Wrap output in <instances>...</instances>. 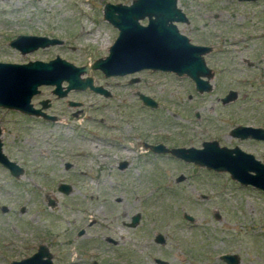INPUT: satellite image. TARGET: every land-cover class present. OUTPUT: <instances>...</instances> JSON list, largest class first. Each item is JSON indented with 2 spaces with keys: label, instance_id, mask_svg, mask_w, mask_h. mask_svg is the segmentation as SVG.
I'll return each instance as SVG.
<instances>
[{
  "label": "rangeland",
  "instance_id": "374dc122",
  "mask_svg": "<svg viewBox=\"0 0 264 264\" xmlns=\"http://www.w3.org/2000/svg\"><path fill=\"white\" fill-rule=\"evenodd\" d=\"M106 1L130 2L0 0V61L58 55L75 65L90 64L106 54L116 36L102 19ZM176 3L188 18L176 23L181 33L194 41L219 34L221 50L216 59L208 57L215 70L213 90L198 94L190 81L172 72L142 70L132 75L138 81L128 83L130 76L105 78L93 69L85 74L108 88L111 97L84 89L56 99L52 86L38 87L36 98L52 100L47 110L58 112L56 121L0 107L2 152L24 166L16 178L0 167V264L29 255L39 243L48 247L54 264H158L154 257L167 264H225L218 258L225 252L236 254V264H264L262 190L240 187L224 171L144 155L140 147L120 173L114 156L105 154L112 151L106 146L111 141L119 145L118 156L125 154L121 144L136 151L137 142L153 138L232 144L230 126L264 125V0ZM20 33L53 36L62 43L21 54L8 45ZM228 88L237 91L235 100L222 104L219 97ZM136 89L157 105L143 104ZM67 99L77 103L69 105ZM239 146L264 162V144ZM65 161L74 165V173L63 168ZM178 174L184 178L177 181ZM58 182L70 184V191H58ZM136 212L138 224L129 226ZM80 227L85 231L76 236ZM156 233L164 243L153 241Z\"/></svg>",
  "mask_w": 264,
  "mask_h": 264
},
{
  "label": "water",
  "instance_id": "95a60500",
  "mask_svg": "<svg viewBox=\"0 0 264 264\" xmlns=\"http://www.w3.org/2000/svg\"><path fill=\"white\" fill-rule=\"evenodd\" d=\"M102 19L113 26L117 32L107 48L104 57H98L87 65H75L55 55L48 60H27L25 62L0 61V107L16 110L21 113L42 115L49 119L40 108H32L30 99L38 93L40 85L52 86V93L63 97L69 90L89 89L97 93L105 90L93 83L92 77L86 75L89 70H100L107 75H124L141 69L172 72L177 76L190 77L198 90H208L207 79L199 78L208 71L202 53L205 47L191 43L181 33L176 23L187 22V16L177 6L176 0H130L129 3L104 2ZM146 19L142 24L140 21ZM61 39L38 34H17L8 45L21 54L38 48L60 44ZM85 74V75H83ZM236 97L235 90H228L220 101L225 104ZM142 103L155 107L154 99L139 94ZM75 105L77 102H69ZM45 105H42V108ZM230 133L234 136L252 137L264 140V128L251 125H236ZM154 151H167L175 157L214 171L227 172L231 179L241 185H250L264 192V163L251 153L238 146L219 145L217 141H203L200 148L170 147L161 144L152 146ZM0 163L7 167L11 174H21L20 168L10 161L2 152L0 141ZM180 179V176L177 180ZM59 191L68 193L70 185L60 183ZM6 209V208H2ZM183 217L192 220V216L183 213ZM139 218L136 213L128 224L133 226ZM83 230H79L77 235ZM154 241L164 242L161 233H156ZM219 259L227 264H236V254L223 253ZM158 264H167L165 260L154 258ZM8 264H54L48 247L41 243L36 250L26 257L12 259Z\"/></svg>",
  "mask_w": 264,
  "mask_h": 264
},
{
  "label": "flooded vegetation",
  "instance_id": "af4514ba",
  "mask_svg": "<svg viewBox=\"0 0 264 264\" xmlns=\"http://www.w3.org/2000/svg\"><path fill=\"white\" fill-rule=\"evenodd\" d=\"M188 19V18H187ZM142 24H144L145 22H146V19L144 20V19H142L141 21H140ZM204 29V28H203ZM203 29H200V35H203L204 37H206L204 34H205V31L206 30H204L203 31ZM214 33V32H213ZM213 33H208V38L207 39H205L204 41H194V40H192V38L189 36V35H187L186 33H183L184 35H186V37L188 38V40L191 42V43H193V44H196V45H199V46H202V47H205L206 48V51L204 52V53H202V57H203V60H204V63H205V65H206V68H207V73L205 74V75H200L199 76V78H201V79H207L208 80V83H209V85H210V88L208 89V90H205V89H203V90H198L196 87H195V83H194V81L190 78V77H188L187 75H185V74H183V75H180V77H183V78H185V79H187L188 81H190L191 82V84H192V88H193V90L196 92V93H203V92H209V91H211V90H213L214 89V85H213V83H212V79H213V77H214V74H215V70L213 69V67H212V65L208 62V57H211L212 59H216L217 58V54H218V51L219 50H221V48L219 47V40H218V38H219V34H216L215 35V33L213 34ZM218 37V38H217ZM62 43V42H61ZM60 43V44H61ZM221 45H222V43H220ZM107 53V52H106ZM106 55V54H105ZM105 55H103V56H100V57H104ZM263 58H264V55H263ZM246 63H247V61H246ZM142 70H151V69H141V70H138V71H135V72H133V73H126V74H124V75H107V76H105L102 72V75H103V77H105V78H107V77H115V76H130V77H128L127 78V80H128V83H132V82H136V81H138V78L136 77V76H132L134 73H138L139 71H142ZM151 71H154V70H151ZM157 71H160V70H157ZM162 72H167V71H162ZM96 85H100V84H96ZM104 90H105V92L104 93H102V95L104 96V97H106V98H108V97H111V95H112V93H111V91L108 89V88H106V87H104V86H102V85H100ZM228 90H230V88H228L227 90H226V92L228 91ZM232 90H234V89H232ZM236 91V90H235ZM39 92V91H38ZM226 92L225 93H223V95H225L226 94ZM51 93H52V91H51ZM68 93V92H67ZM67 93H66V95H67ZM134 93L135 94H137V96H138V98H139V94H140V92H138V90L136 89L135 91H134ZM53 94V93H52ZM101 94V93H100ZM142 94V93H141ZM236 94H237V91H236ZM38 95H40V93H36L35 95H33L32 97H31V99H30V103L32 104V108H34V109H38V108H40L41 109V111H43L44 113H45V115H49V116H53V118L52 119H49V118H47V117H44V116H42V115H35V114H26V113H22L23 115H25L26 117H28V118H34V119H36V118H41V119H43V120H51V121H56L58 118H59V114H58V112H49L47 109L48 108H50L51 107V105H52V100L49 98V97H38V98H36ZM66 95L65 96H63V97H58L57 95H55V94H53V96H54V98H56V99H58V98H65L66 97ZM144 95H147V94H144ZM222 95V96H223ZM147 96H149V95H147ZM222 96H220L219 97V100H220V98L222 97ZM150 98H152L151 96H149ZM140 99V98H139ZM152 99H154V98H152ZM141 100V99H140ZM235 100V99H234ZM71 100H64V102H66L67 104H69V105H71L69 102H70ZM154 101L156 102V100L154 99ZM71 102H74V101H71ZM141 102H142V100H141ZM221 102V101H220ZM222 103V102H221ZM223 104V103H222ZM42 105H45V107H43L42 108ZM156 105H157V102H156ZM155 105V106H156ZM2 108V107H1ZM6 109H8V108H6ZM19 112V111H18ZM21 113V112H20ZM236 125H251V126H255V127H261V128H264V125H261V124H255V123H253V124H251V123H236V124H234V125H232V126H230L229 127V129H228V131H227V136H229V137H232L234 140H235V142H233L232 144H220L219 143V141L217 140V139H215V138H209V139H202V140H200V142L198 143V144H184V143H177V144H172V143H170L169 141H167V139L165 138V139H161V138H159V139H151V140H140L139 142H137V144H136V151H134L133 150V148H132V144L130 145V146H128V145H122L121 144V147L123 148H126V150H124V152H125V154H123V155H116V152H117V148L119 147V145L118 144H116L114 141H111V142H107L106 143V146H108V147H110L111 149H112V151H109V152H106L105 151V154L107 153V154H109V155H113L114 156V158L116 159V161H115V164H114V168L116 169V171L117 172H120V173H125L126 171H127V167L132 163V159L133 158H135V157H137V151L141 148V150H143L144 152H145V154L144 155H152V156H164V157H166V158H171V159H173V160H176V161H178V162H187V161H184V160H182V159H179V158H177V157H175L174 155H172V154H170L169 152H167V151H154L153 150V148H152V146L153 145H156V144H161V145H163L164 146V148H170V147H188V146H193V147H196V148H200L201 147V144H202V142L203 141H210V140H215V141H217L218 142V144L219 145H225V146H228V147H233V146H238L240 149H242L240 146H239V144L240 143H242L243 141H247L248 143H252V144H255V145H258V144H260V145H263L264 144V140L263 139H255V138H252V137H240V136H234V135H232L231 133H230V130L234 127V126H236ZM140 147V148H139ZM139 148V149H138ZM1 149H2V143H1ZM242 150H244V151H246V152H249V153H251L256 159H258V160H260L261 161V159L259 158V157H257L254 153H252V152H250V151H248V150H245V149H242ZM134 151V152H133ZM112 152V153H111ZM129 153V154H128ZM6 157L10 160V161H14L15 163H16V165L20 168V170H21V173H22V171L24 172V166L21 164V163H18V162H16L15 160H12V159H10L7 155H6ZM262 162V161H261ZM189 163H192V162H189ZM264 163V162H263ZM192 164H194V163H192ZM196 165V164H195ZM74 165H72V163L71 162H69V161H65V162H63V168L66 170V171H68V170H71V172L72 173H74V167H73ZM198 166V165H197ZM0 167L1 168H3L4 170H6V172L9 174V175H11L12 177H14V178H16L17 176H14L13 174H11V172L9 171V169L7 168V167H5L4 165H2L1 163H0ZM207 169V168H206ZM78 173H81V171H78ZM180 176V179L179 180H181V179H183L184 178V176H183V174H178L177 175V177H176V180H177V178ZM179 180H177V181H179ZM237 182V181H236ZM60 183H66V182H58L57 184H56V189L59 191V189H58V187H59V184ZM238 183V185L241 187L242 185L239 183V182H237ZM66 184H68V183H66ZM70 185V184H69ZM1 188V187H0ZM2 189V188H1ZM70 189H71V185H70ZM63 193V192H62ZM47 203H48V205H52L53 204V201L50 199V198H47ZM37 207L39 206L38 204L36 205ZM39 207H41V206H39ZM1 208H6V206H4V205H2V207ZM23 208L24 207H20L18 210L21 212V211H23ZM39 210V209H38ZM136 213H138V212H136ZM136 213H134V214H136ZM134 214H132V215H134ZM139 214V218H140V213H138ZM131 215V216H132ZM131 216H130V218H129V222L127 223V224H129L130 223V221H131ZM139 218H138V221H139ZM138 221L133 225V226H135L136 224H138ZM92 223V221H89L88 223H87V227L90 225ZM83 230V232L81 233V234H79V235H82L83 233H84V228H82V227H80L79 229H77V231H76V233H75V235L76 236H79V235H77V232L79 231V230ZM107 240H109L110 238H106ZM153 241H154V237H153ZM155 242V241H154ZM156 243H158V242H156ZM164 243V242H163ZM39 244H41V243H39ZM39 244H37L36 246H35V250H36V247L39 245ZM159 244H162V243H159ZM34 250V251H35ZM33 251V252H34ZM225 253H228V252H225ZM31 254V253H30ZM29 254V255H30ZM221 254H223V253H221ZM230 254H235V253H230ZM28 256V255H27ZM26 257V256H25ZM154 258H156V257H154ZM154 258H153V261H154ZM218 258H219V256H218ZM223 261V260H222ZM155 262V261H154ZM225 264H227L225 261H223ZM237 262V261H236Z\"/></svg>",
  "mask_w": 264,
  "mask_h": 264
}]
</instances>
